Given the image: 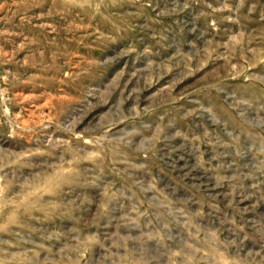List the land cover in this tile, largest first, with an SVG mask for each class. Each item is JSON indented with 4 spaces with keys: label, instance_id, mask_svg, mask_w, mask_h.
<instances>
[{
    "label": "rangeland",
    "instance_id": "rangeland-1",
    "mask_svg": "<svg viewBox=\"0 0 264 264\" xmlns=\"http://www.w3.org/2000/svg\"><path fill=\"white\" fill-rule=\"evenodd\" d=\"M0 264H264V0H0Z\"/></svg>",
    "mask_w": 264,
    "mask_h": 264
}]
</instances>
